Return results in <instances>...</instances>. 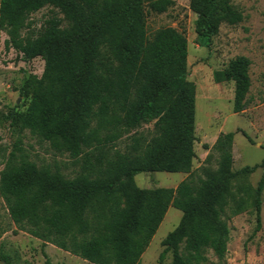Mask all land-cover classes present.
I'll return each mask as SVG.
<instances>
[{"label": "trees", "instance_id": "trees-1", "mask_svg": "<svg viewBox=\"0 0 264 264\" xmlns=\"http://www.w3.org/2000/svg\"><path fill=\"white\" fill-rule=\"evenodd\" d=\"M174 5L175 0H0L6 47L27 60L46 58L35 98L26 112L9 113L11 124L59 153L84 158L82 169L69 177L39 166L15 144L0 174V193L20 229L94 264H140L173 206L182 218L162 240L159 264L169 252L171 264H206L207 249L218 256L217 264H225L230 229L223 214H240L248 203L233 182L264 167V159L233 171L235 134L222 133L213 146L218 168L198 182L141 188L135 181L140 172H190L196 157V84L189 79L186 32L164 27L151 34L147 25L149 9L163 13ZM46 7L52 14L38 32L24 35L26 19ZM189 7L205 45L223 23L244 20L232 0H190ZM251 63L240 55L215 73L217 81L235 82V113L248 106ZM145 123L154 126L149 137L136 131L126 151L113 148ZM263 188L262 178L255 195L257 229Z\"/></svg>", "mask_w": 264, "mask_h": 264}, {"label": "rangeland", "instance_id": "rangeland-1", "mask_svg": "<svg viewBox=\"0 0 264 264\" xmlns=\"http://www.w3.org/2000/svg\"><path fill=\"white\" fill-rule=\"evenodd\" d=\"M154 0H146L149 4ZM243 12L244 20L236 25L223 23L219 33L208 45L200 40L195 30L197 14L190 7V0H175V5L163 13L149 9L147 25L151 34L164 27L185 30L188 38L189 79L196 84L195 142L196 157L190 172H140L135 181L141 188H176L182 181L198 182L206 177L208 170L218 168L219 154L213 149L222 133L234 132L233 171L246 165L261 163L264 159V0H232ZM52 14L46 7L32 13L25 21L24 35H33ZM62 16V15H61ZM66 24V23H65ZM8 34L0 28V174L5 160L15 144L20 154L35 161L39 166L60 169L72 177L82 169L84 158L75 159L69 153H59L48 141L41 140L29 129L19 130L13 126L9 113L13 110L26 112L37 94V79L41 78L46 65L44 56L27 60L14 48L6 47ZM244 55L251 59L252 85L248 94V106L240 112L233 110L234 81H217L215 73L223 70L232 59ZM153 123L124 134L113 148L126 151L132 135L149 137ZM249 136L253 142L246 136ZM212 155L211 161H207ZM264 179V167L233 182V190L247 197V207L240 214L230 211L223 214L230 235L227 242L225 264H264V188L261 194V227L257 229L255 207L256 189ZM120 196L121 193L118 192ZM182 211L170 206L157 232L141 257L140 264H159L163 250L162 240L180 222ZM206 264L218 263L212 249L205 251ZM94 264L65 251L56 245L34 237L20 229L9 213L0 193V264ZM172 263L169 252L164 264Z\"/></svg>", "mask_w": 264, "mask_h": 264}, {"label": "water", "instance_id": "water-1", "mask_svg": "<svg viewBox=\"0 0 264 264\" xmlns=\"http://www.w3.org/2000/svg\"><path fill=\"white\" fill-rule=\"evenodd\" d=\"M6 264V263H5Z\"/></svg>", "mask_w": 264, "mask_h": 264}]
</instances>
